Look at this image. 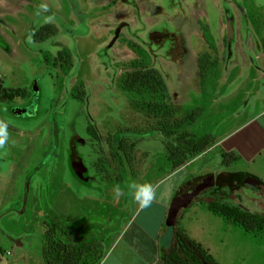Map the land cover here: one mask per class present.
<instances>
[{"label":"rangeland","instance_id":"rangeland-1","mask_svg":"<svg viewBox=\"0 0 264 264\" xmlns=\"http://www.w3.org/2000/svg\"><path fill=\"white\" fill-rule=\"evenodd\" d=\"M148 68L165 94L122 85ZM255 96L264 98V0H0V241L35 247L41 231L40 264H62L63 250L70 264H87L116 213L132 210L115 187L126 193L162 155L192 174L217 172V135ZM225 201L264 214V187L233 186ZM90 220L108 226L87 242ZM232 227L228 248L217 249L223 264H238L245 239L246 254L254 248L256 234Z\"/></svg>","mask_w":264,"mask_h":264},{"label":"crops","instance_id":"crops-1","mask_svg":"<svg viewBox=\"0 0 264 264\" xmlns=\"http://www.w3.org/2000/svg\"><path fill=\"white\" fill-rule=\"evenodd\" d=\"M258 104H260V108L257 110ZM249 105L253 109L247 113ZM243 108L246 115L244 119L234 124L233 127L230 126L226 130H222L217 135L214 145L222 158V165L217 172L212 173L204 170L192 174L189 169H185L187 162L172 167L165 155H162V161L159 164H149L145 167L142 165L143 169H139V173H136V175L143 174L138 182L160 185L157 202H154L149 208L141 209L132 199V210L129 211L124 207L122 212L116 213L114 218L119 219V223L111 234L102 239L103 247L100 248V255L98 256L97 253L92 260H88L87 264H101L102 259L106 264H160L162 250L171 238V232L167 228L169 224L165 222L171 198L182 182L190 177L203 174L212 175V184L209 185L210 187L208 186L205 193L197 197L193 195L190 198L186 206H183L185 210L181 211L177 224L189 238L198 242L215 261L223 264L220 262L217 252L225 246L228 248L231 234L233 232L236 235L235 230L237 229L232 227L235 225L230 221H225L220 216L211 213L205 203L209 200L225 201L227 198L230 199V192L234 186L230 184V171L251 175L257 179L254 185L264 187V98L260 96L247 98ZM232 162L237 163V168H228ZM177 173L179 175H175ZM171 177H173L172 181L164 183ZM131 178L134 179V175ZM205 188L207 187L203 189ZM107 217L110 219V216ZM215 217H219V219H215ZM196 220H198L197 231ZM89 223H95V227L91 232L84 233V241L98 240V225L104 232V228L108 224L104 222L98 224V221L90 220L84 225L88 226ZM189 227L192 231L190 232L191 236L187 233ZM39 236V244H36L35 247L24 246L21 238L6 239L5 237V240L0 241V262L3 264H40L43 244L41 231ZM263 236L264 231L251 235L254 248L252 247L248 254H246L248 241L244 240L246 245L243 247L244 251L239 257L238 264H249L247 261L252 264H264ZM99 237H102V233L99 234Z\"/></svg>","mask_w":264,"mask_h":264},{"label":"trees","instance_id":"trees-1","mask_svg":"<svg viewBox=\"0 0 264 264\" xmlns=\"http://www.w3.org/2000/svg\"><path fill=\"white\" fill-rule=\"evenodd\" d=\"M41 27L46 28L47 25H42ZM122 85L126 88L134 90H141L143 88L146 91L158 92L161 95L165 94L166 90L162 78L158 75L156 71L150 68L143 69V71L138 73L132 72L126 74L122 79ZM11 95V93H3L2 96L4 98H10ZM221 155L223 156V154ZM169 162L170 165L174 167L178 165L181 161L172 160ZM242 174L245 173H236L234 186L243 185L239 184L237 179V176H240ZM199 176L202 175L193 176L190 178ZM189 179L185 180L178 186L175 194L178 192L183 183H185ZM202 189L203 188L198 190L195 194H197ZM205 205L211 213L220 216L225 221H230L232 224L241 228L243 231L258 234L264 229V214L249 211L248 209L243 208L239 203H235L232 201L231 203H227L226 201L209 200L205 203ZM181 209V207L177 209L172 222L167 227L171 232V238L166 247L162 250V253L160 255V264H219L212 258L209 253L206 252L204 248L201 247L198 242L189 238L183 232L181 227L178 226L177 219L181 215ZM61 248L63 249V247ZM63 251L64 254L62 255L63 258L61 263L70 264V262H72V253H66L65 250ZM99 255L100 253H98V256Z\"/></svg>","mask_w":264,"mask_h":264},{"label":"water","instance_id":"water-1","mask_svg":"<svg viewBox=\"0 0 264 264\" xmlns=\"http://www.w3.org/2000/svg\"><path fill=\"white\" fill-rule=\"evenodd\" d=\"M70 163L74 169V172L78 177H82V172L86 169L79 155L74 154L71 157ZM248 182L250 185L257 182V179L251 175H244L240 180L239 184ZM212 184V175L206 174L199 177L190 178L188 181L183 183L178 192L173 195L170 201L168 211L166 214V224H170L173 220L174 214L177 209L186 205L190 198L201 188Z\"/></svg>","mask_w":264,"mask_h":264},{"label":"clouds","instance_id":"clouds-1","mask_svg":"<svg viewBox=\"0 0 264 264\" xmlns=\"http://www.w3.org/2000/svg\"><path fill=\"white\" fill-rule=\"evenodd\" d=\"M42 7L46 10L47 5H42ZM7 129V123L0 120V149H4L8 143ZM126 188L127 192L125 193L121 187L117 185L114 191L117 196L122 194L130 195L141 209L151 207V205L158 200V190L160 185H153L150 182H138L131 180L126 185ZM101 264H106L105 260L102 259Z\"/></svg>","mask_w":264,"mask_h":264},{"label":"flooded vegetation","instance_id":"flooded-vegetation-1","mask_svg":"<svg viewBox=\"0 0 264 264\" xmlns=\"http://www.w3.org/2000/svg\"><path fill=\"white\" fill-rule=\"evenodd\" d=\"M75 154V153H74ZM73 154V155H74ZM72 155V156H73ZM244 175H246V174H242V175H240V176H237V179H238V182H239V180L244 176ZM243 184H247V185H250L248 182H244ZM254 185V184H253Z\"/></svg>","mask_w":264,"mask_h":264},{"label":"built area","instance_id":"built-area-1","mask_svg":"<svg viewBox=\"0 0 264 264\" xmlns=\"http://www.w3.org/2000/svg\"><path fill=\"white\" fill-rule=\"evenodd\" d=\"M0 264H3L2 262H0Z\"/></svg>","mask_w":264,"mask_h":264}]
</instances>
